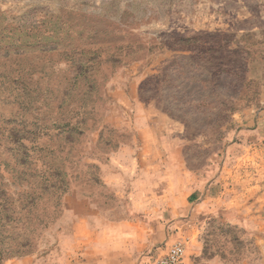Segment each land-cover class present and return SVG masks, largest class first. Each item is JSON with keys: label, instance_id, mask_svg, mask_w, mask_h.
I'll list each match as a JSON object with an SVG mask.
<instances>
[{"label": "crops", "instance_id": "0c3cea01", "mask_svg": "<svg viewBox=\"0 0 264 264\" xmlns=\"http://www.w3.org/2000/svg\"><path fill=\"white\" fill-rule=\"evenodd\" d=\"M177 3L131 0L140 16L129 27L166 31L122 49L124 58L168 64L114 89L98 133L101 194L72 200L78 212L58 233V264H152L175 242L184 264H214L201 259L209 221L254 230L263 247L264 80L235 67L234 48L257 46L241 59L264 60V0Z\"/></svg>", "mask_w": 264, "mask_h": 264}, {"label": "rangeland", "instance_id": "374dc122", "mask_svg": "<svg viewBox=\"0 0 264 264\" xmlns=\"http://www.w3.org/2000/svg\"><path fill=\"white\" fill-rule=\"evenodd\" d=\"M139 11L131 0H0V264H58V233L78 212L72 200L100 196L98 133L113 116L114 89L168 64L124 58L122 49L166 31L129 27ZM242 20L238 31H247ZM242 44L235 67L264 80V60L241 59L257 46ZM200 227L205 262L260 264L264 234L258 251L257 234L240 224Z\"/></svg>", "mask_w": 264, "mask_h": 264}, {"label": "built area", "instance_id": "2783aa9c", "mask_svg": "<svg viewBox=\"0 0 264 264\" xmlns=\"http://www.w3.org/2000/svg\"><path fill=\"white\" fill-rule=\"evenodd\" d=\"M185 246L175 242L164 248L152 261V264H184Z\"/></svg>", "mask_w": 264, "mask_h": 264}]
</instances>
